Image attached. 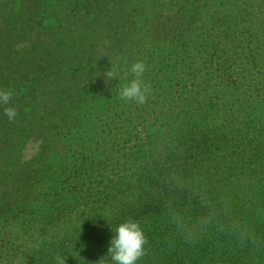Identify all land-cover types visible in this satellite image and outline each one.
<instances>
[{"label":"trees","instance_id":"obj_1","mask_svg":"<svg viewBox=\"0 0 264 264\" xmlns=\"http://www.w3.org/2000/svg\"><path fill=\"white\" fill-rule=\"evenodd\" d=\"M0 89V264H115L128 220L137 264H264V0H0Z\"/></svg>","mask_w":264,"mask_h":264},{"label":"clouds","instance_id":"obj_2","mask_svg":"<svg viewBox=\"0 0 264 264\" xmlns=\"http://www.w3.org/2000/svg\"><path fill=\"white\" fill-rule=\"evenodd\" d=\"M145 71L146 66L143 62H136L131 66L130 72L134 78L120 89L119 95L122 100L132 101L137 105H144L148 101L152 89L149 84L142 80ZM105 75L107 78H112L114 73L109 70ZM11 97L10 91L0 89V105H8ZM4 115L9 121H13L17 116V111L14 107H6ZM166 182L176 189L185 187L183 179L175 171L167 175ZM200 203L202 207L208 209V212L198 219L193 229L187 227L182 216L175 212L171 213V223L175 225L178 232L184 235L185 242L192 241L195 229L203 231L211 227L213 221L216 220L217 211L206 196L201 197ZM227 229L242 244L256 245L258 243L254 231L237 221H233L227 226ZM147 242V237L144 235L139 222L128 220L115 229V236L110 242L111 246L108 248V253L115 264H137L146 255L145 245ZM55 260L56 264H65V259L61 256H56Z\"/></svg>","mask_w":264,"mask_h":264}]
</instances>
